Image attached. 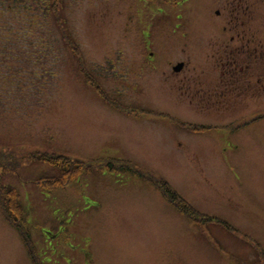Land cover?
<instances>
[{
    "label": "rangeland",
    "instance_id": "obj_1",
    "mask_svg": "<svg viewBox=\"0 0 264 264\" xmlns=\"http://www.w3.org/2000/svg\"><path fill=\"white\" fill-rule=\"evenodd\" d=\"M225 1L216 3L221 11ZM247 1L252 17L249 19H253L251 29H256V38L264 42V0ZM214 7V0H196L193 4V17L203 26V34L218 24L205 16L206 10ZM99 9L104 16L94 17ZM144 9L133 8L132 12L119 0H82L63 10L68 31L87 55L97 53L99 59L108 50L143 51L145 57H135L136 65L132 67L133 75L140 77L137 89L123 90L112 78L104 85L109 96L120 88L115 100L132 105L137 115L130 117L106 105L83 74H76L79 65L95 72L90 59L80 60L65 52L58 57L50 54L40 59L52 61L46 75L44 61L33 69L21 59L8 57L9 61L0 66V93L4 100L0 105V140L3 137L2 140L14 141L27 152L61 154L78 160H124L131 167L156 176L164 173L194 211L212 219L188 221L160 195L149 176L139 177L125 164L112 163L102 170L82 172L63 189L47 194L28 181L56 176L58 171L52 165L36 160L10 163L9 168L18 169L20 179L10 175L3 182L18 191L19 200L27 209L25 231L31 251L39 264H264L257 254L264 258V118L253 121L246 116L226 125L224 122L219 128L212 127L199 145H214L215 153L205 148L200 154L201 162L190 166L183 161L186 171L179 175L180 156L188 155L178 147L181 129L167 118L150 114L180 113L184 107L169 103L167 95L154 89L156 73L172 57L158 52L160 48L149 44V39L137 41V29L149 34V10ZM128 15L134 25L126 31L131 23ZM7 17H0L6 18L5 31L13 32L15 26L23 32L24 27L32 29L19 34L18 39L0 41V51L65 48L49 12L41 13L35 27L26 26L24 21L15 24V18ZM149 47L154 54L147 57ZM212 47L215 44L209 49ZM197 48L196 43L189 47ZM24 61L37 59L27 57ZM189 66L194 64L190 62ZM208 67L201 74L204 85L215 82L212 62ZM33 70L32 80L39 79L38 75L44 79L40 82L42 89L34 93L31 89L19 91L18 85L39 84L28 78ZM2 77L5 84H1ZM258 113H264V102ZM178 118L181 120L180 115ZM161 123H169L177 130L170 126V131H166L158 126ZM241 124V130L232 131ZM152 126L157 131H149ZM186 142L198 143L190 137H186ZM233 145L239 148L233 150L229 161L226 151ZM27 192L32 194V201ZM2 216L0 210V264H32L24 241Z\"/></svg>",
    "mask_w": 264,
    "mask_h": 264
},
{
    "label": "flooded vegetation",
    "instance_id": "obj_2",
    "mask_svg": "<svg viewBox=\"0 0 264 264\" xmlns=\"http://www.w3.org/2000/svg\"><path fill=\"white\" fill-rule=\"evenodd\" d=\"M81 1L0 0V17H7L17 9L20 19L29 25L36 24L39 20L37 15L41 16L42 11L50 10L56 17L58 9L68 10ZM195 1L119 0L128 8L149 10V34L139 31V43L149 39V44L155 43L160 48L158 52L172 58L177 56L169 59L156 73L158 81L154 89L162 96L167 95L169 103L175 106L185 103L197 114L211 116L218 122L224 117H241L248 110L254 111L264 101V42L256 38V29H251L253 19H249L252 17L248 1L226 0L224 11H221L216 3H222V0H214L215 7L206 10L205 16L217 20L218 24L208 28L206 34L193 17ZM32 14L35 16L31 17ZM104 14L99 9L93 16L103 17ZM5 20L0 18L1 26L6 24ZM146 36L149 38L144 39ZM192 43H196L198 48L189 49ZM211 44H215L212 50L209 49ZM123 53L122 50L119 53L108 51L94 61L108 63L111 67L125 64L131 72L136 62L129 59L145 57L143 51H130L123 61ZM149 54H154L150 47L147 57ZM151 59L154 62V58ZM190 62L194 67L189 66ZM211 62L216 74L215 82L204 85L201 74L206 73ZM150 68L148 65V71Z\"/></svg>",
    "mask_w": 264,
    "mask_h": 264
},
{
    "label": "trees",
    "instance_id": "obj_3",
    "mask_svg": "<svg viewBox=\"0 0 264 264\" xmlns=\"http://www.w3.org/2000/svg\"><path fill=\"white\" fill-rule=\"evenodd\" d=\"M30 158L42 159L50 162L55 166H61L63 170V179L57 180L54 179L50 184H64L66 180H69L72 176L80 173L83 170H90L92 164L91 163H82L78 161H68L61 157H48L41 155L37 157V155L31 154ZM71 162V163H70ZM70 165V166H69ZM128 170L136 173L139 177L143 175L149 176V181L161 192L163 197L172 204L179 212L185 215L187 218L191 220L200 219L199 216L192 208H190L169 186L166 182L162 181L159 178H156L151 173L144 174L135 170L132 167H126ZM2 193L0 192V207L3 211L5 219L13 224L17 229L23 232V229L20 225V222L24 218L23 208L19 205V203L13 197L9 201L2 200ZM8 211L12 212L13 216H11ZM27 244V243H26ZM28 246V245H27Z\"/></svg>",
    "mask_w": 264,
    "mask_h": 264
},
{
    "label": "crops",
    "instance_id": "obj_4",
    "mask_svg": "<svg viewBox=\"0 0 264 264\" xmlns=\"http://www.w3.org/2000/svg\"><path fill=\"white\" fill-rule=\"evenodd\" d=\"M157 131V129H156V127L154 128L153 126L152 127H149V131ZM189 147V149H187V154L188 155H181L180 156V161H179V164H180V168L178 169L179 171H178V174L179 175H184L185 174V171H186V166L184 165L183 166V161L184 162H188V165H192L194 162H196V163H199V162H201V160H200V154H201V152H203L204 151V147H200V146H196V145H193V146H188ZM236 148H239L238 146H235V147H230L229 148V150L228 151H226V158L229 160V161H231L232 160V158H231V154H232V152H233V150L235 149L236 150ZM207 150H213L214 151V153H215V147H208L207 148ZM255 153H259L258 151H254ZM184 157H185V159L186 160H184ZM249 159H251V157H250V155H249ZM163 176L164 177H166V175L163 173Z\"/></svg>",
    "mask_w": 264,
    "mask_h": 264
}]
</instances>
